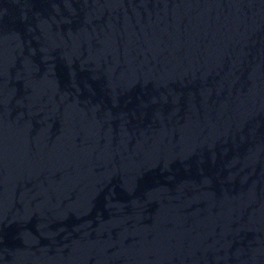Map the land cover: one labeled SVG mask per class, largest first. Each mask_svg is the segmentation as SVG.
<instances>
[{"label": "water", "instance_id": "1", "mask_svg": "<svg viewBox=\"0 0 264 264\" xmlns=\"http://www.w3.org/2000/svg\"><path fill=\"white\" fill-rule=\"evenodd\" d=\"M0 264H264V0H0Z\"/></svg>", "mask_w": 264, "mask_h": 264}]
</instances>
